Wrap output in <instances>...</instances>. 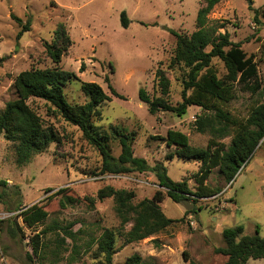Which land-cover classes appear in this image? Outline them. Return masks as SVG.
<instances>
[{"label": "rangeland", "instance_id": "rangeland-1", "mask_svg": "<svg viewBox=\"0 0 264 264\" xmlns=\"http://www.w3.org/2000/svg\"><path fill=\"white\" fill-rule=\"evenodd\" d=\"M263 4L264 0H221L207 16L209 23L222 24L219 32L228 33L233 43H240L247 56L255 57L262 87L264 18L260 9ZM200 7L201 0H0V59H4L0 63V111L7 102L16 99L13 82L17 75L30 69L54 67L44 44L50 43L57 27L63 25L72 45L58 67L78 77V81L64 88L65 100L83 105L86 98L80 91V83L99 85L110 102L100 107L101 118L94 121L95 127L108 135L111 127L134 133L133 157L145 160L150 167L161 164L171 181L185 180L191 193H195L192 176L200 164L178 159L173 155L174 148L166 147L159 139L168 130H176L188 137L190 146L204 149L209 135L196 133L192 126L200 109L189 107L182 117L162 112L151 116L139 102L138 91L144 89L151 96H159L155 72L161 69L170 83V103L176 105L181 101L185 70L171 65L175 38L169 31L185 35L194 32ZM256 11L259 24L253 20ZM121 12H125L129 21L126 28L121 26ZM11 16L23 24L29 21V30L19 36L20 25ZM212 64L222 77L225 73L222 64L217 60ZM105 79L120 98L110 93ZM260 101L264 103V96L259 99L236 86V98L225 109L235 117L244 118L251 106ZM28 105L53 126L58 142L35 155L26 166L18 167L13 144L0 136V183H4L0 184V221L15 220L23 231V235L17 233L16 238H10L7 230L11 223L3 225L0 264H30L29 238L46 227L58 230L42 236V258L33 257L31 264H99L102 257L95 258L97 238L103 229L118 233L119 220L111 198L95 200L92 204L83 198H94L99 189L111 186L132 191L135 205L164 190L150 173L99 175L101 158L76 127L48 116L47 106L41 100L30 99ZM223 142L228 145L230 138ZM109 145L116 158L120 152L118 144L110 139ZM204 184L220 192L209 198L186 196L195 213H188L191 211H186L182 203L164 197L159 203L162 214L177 222L157 235L124 246L125 237L120 233L130 229L131 225H126L116 236L111 264H126L134 255L140 258V264H183V251L197 264H224L226 258L214 252L224 247L221 236L224 229L240 226L243 235L252 236L258 228L259 236L264 238V138L233 182L225 184L215 169ZM62 188L68 189L66 195L82 201L61 208L60 197L52 195ZM48 189L53 191L47 192ZM34 204L43 206L48 217L28 229L17 215L20 209ZM65 228H68L67 236L59 230ZM68 234L75 238H69ZM73 247L78 255L69 263ZM246 264H264V259H250Z\"/></svg>", "mask_w": 264, "mask_h": 264}, {"label": "trees", "instance_id": "trees-1", "mask_svg": "<svg viewBox=\"0 0 264 264\" xmlns=\"http://www.w3.org/2000/svg\"><path fill=\"white\" fill-rule=\"evenodd\" d=\"M221 0H201V7L197 11L195 31L190 35L179 34L175 31L169 33L175 38V48L171 60L172 67H182L185 70L181 79V101L172 105L169 101L170 83L165 72L161 69L155 72L156 87L159 96H151L144 89H139L138 100L146 106L149 115L157 113H172L176 117L186 114L189 107H197L200 114L195 117L192 124L198 134H208L209 139L204 149H197L189 144L188 137L176 130H168L166 136L159 140L165 142L166 147L174 148V156L183 161H193L200 164L199 170L192 176L196 184V192L191 193L185 180L181 182L171 181L166 174V169L161 164L150 167L145 160L133 157L132 144L134 133L118 127H111L110 134L100 132L94 125V121L101 118L100 107L110 98L102 88L95 83H80V91L85 96L83 105L69 104L64 97V88L78 77L73 72H67L58 67L62 56L71 47V39L63 25H59L54 33L52 41L44 44L46 55L50 58L53 68L30 69L16 76L13 88L16 99L6 103L0 111V136L11 142L14 148L15 164L23 167L29 164L35 155L44 153L49 145L58 142L55 129L40 117L29 105L30 99L43 101L47 106L50 117L60 118L64 122L76 127L82 138L93 147L101 158L99 175H123L130 173H150L157 186L164 190L156 191L151 199H144L137 204L132 201L135 197L132 191L117 190L111 186L99 189L94 198L84 197L83 200L92 204L95 200L102 201L111 198L113 210L119 220L118 233L126 225L130 229L120 236H124L123 245L127 246L148 239L166 230L177 221L166 218L159 203L166 196L174 203L186 201V196L195 198H209L220 192L219 189H209L204 182L209 178L213 170L217 169L225 184H230L235 179L242 166L246 167L255 149L264 138V103L254 104L249 109L246 117L238 118L232 115L225 106L236 98V86L242 92L251 96H264V87L258 77L255 57L241 49L240 43H233L228 33L219 32L223 25L216 26L209 23L207 16ZM250 2L251 0H245ZM264 18V4L260 9ZM11 18L20 25L19 36L29 30L30 23L24 24L14 16ZM257 21V11L253 18ZM120 22L126 28L129 21L125 12L120 14ZM4 59H0V63ZM213 60L219 61L225 71L219 77ZM81 65L79 72L82 73ZM106 80V79H105ZM108 84V81L106 80ZM110 93L120 96L108 84ZM230 138L226 145L223 140ZM110 139L118 144L119 155L115 158L111 154ZM172 158V155L168 157ZM4 185V183H0ZM48 189L47 192H52ZM68 189L62 188L54 192L52 197H60L61 208L78 204L82 200L78 197L66 195ZM188 213H195L191 211ZM17 217L21 218L23 226L28 229L45 221L48 213L40 204L20 209ZM11 223L7 234L10 238H16L17 233L23 235L22 228L16 221H0V231L5 223ZM53 230L54 227H46L44 230L33 234L29 238L32 258H42L43 235ZM62 230L64 233L68 230ZM112 229H103L97 238L95 258L102 257L99 264H111L115 253V239L118 234ZM69 238H75L69 235ZM224 242L223 248L214 250L215 254L226 258L224 264H246L248 260L264 259V238L259 236L258 228H255L252 236L243 235V228L238 226L224 229L221 233ZM92 241V239H91ZM61 242L63 240L61 239ZM58 245V247H60ZM69 263L75 261L78 255L77 248H72ZM183 264H197L189 258L187 252H182ZM56 263V262H55ZM126 264H140L138 256L127 259Z\"/></svg>", "mask_w": 264, "mask_h": 264}, {"label": "water", "instance_id": "water-1", "mask_svg": "<svg viewBox=\"0 0 264 264\" xmlns=\"http://www.w3.org/2000/svg\"><path fill=\"white\" fill-rule=\"evenodd\" d=\"M182 205H183V207H184V209L186 210V211H191L192 210V205H190V203L189 202H187V201H183L182 202Z\"/></svg>", "mask_w": 264, "mask_h": 264}]
</instances>
